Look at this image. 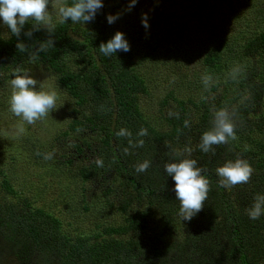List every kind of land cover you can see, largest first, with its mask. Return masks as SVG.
I'll use <instances>...</instances> for the list:
<instances>
[{"label": "trees", "instance_id": "1", "mask_svg": "<svg viewBox=\"0 0 264 264\" xmlns=\"http://www.w3.org/2000/svg\"><path fill=\"white\" fill-rule=\"evenodd\" d=\"M127 3L104 0L101 13L86 25L53 18L54 46L37 52L34 61L31 54L49 38L46 30L25 36L35 23L30 20L19 37L26 45L21 52L18 38L9 30L5 36L0 21V81L8 80L17 67L25 70L29 65L56 76L61 91L71 98V123L56 144L44 146L50 143L58 167L70 169L79 180L81 198L76 197L87 215L93 208L89 193L93 196L96 188L106 206L124 215L116 225L95 220L88 226L81 218L75 227L77 218L53 201L34 199L29 186L12 182L0 160V264H264V215L252 220L246 213L254 195L264 194V0H203L207 8L189 15L174 5L168 8L171 0H160L158 6L152 0L147 39L132 13L138 4L115 23L118 27L107 24L105 14H115ZM218 9L225 11L220 14L224 23ZM195 22L206 27L197 36L205 54L201 61H194L188 51L192 44L187 35L198 28ZM117 30L125 33L131 51L106 57L99 44ZM159 55L167 61L161 62ZM157 62L176 70L160 102L167 130L154 127L141 106L142 97L158 90L155 75L148 74ZM203 63L214 81L204 92L207 99L180 98L186 84L204 90L196 73ZM235 66L241 72L232 80L229 71ZM222 84L224 92L213 96ZM214 107L236 110L238 137L214 146L215 155L198 148L201 135L211 127ZM185 120L190 127H184ZM141 128L147 129L146 136L138 135ZM121 130L130 135H117ZM32 138L25 148L34 147L42 158V149L35 147L39 139ZM140 140L143 146H138ZM166 145L190 147V158L197 160L210 182L203 209L191 221L178 216L175 182L163 170L173 159ZM19 156L13 152L5 159L11 166ZM238 156L253 168L251 179L231 188L218 186L215 169ZM97 158L103 160L102 168L94 162ZM145 160L150 167L137 173L135 165ZM52 167L47 164L43 169Z\"/></svg>", "mask_w": 264, "mask_h": 264}, {"label": "clouds", "instance_id": "2", "mask_svg": "<svg viewBox=\"0 0 264 264\" xmlns=\"http://www.w3.org/2000/svg\"><path fill=\"white\" fill-rule=\"evenodd\" d=\"M160 0H154L158 6ZM138 0H128L126 7L121 11L105 14L108 25L115 24L126 13H130L137 5ZM51 4L52 11H49ZM104 8V0H0V21L11 34L18 38L16 47L19 51H26V45L19 40L25 25L31 20L35 23L31 28L24 32V35L31 38L34 31L46 30L49 38L39 43L36 52L32 53L30 60L36 59V53L45 51L54 46L52 38L55 32L53 15L59 18L60 23L71 21L72 23H83L84 25L95 21L97 15ZM152 11V9H150ZM141 25L145 30V38L150 35V23L148 12L141 13ZM99 51L106 57L116 55L117 52L128 53L131 51V44L124 32L117 30L115 34L99 44ZM241 72L239 66L233 67L229 71V77L236 80ZM13 78L10 80L11 94L9 97V110L20 118L24 123L34 125L37 121L45 119L50 112L56 109V91H44L42 83L39 90H36L38 81L34 79L26 70L17 67L13 70ZM205 91H209L213 84V77L207 73L201 77ZM207 99V97H204ZM236 110L229 111L227 108L212 109L211 127L203 132L200 137L198 148L203 153L215 155L214 146L225 145L229 140H237L236 125L234 116ZM184 127H190V121H184ZM25 128L23 124L16 126L9 131L12 137L23 135ZM117 135H130L125 130H121ZM139 136H146L147 129L141 128ZM143 140L138 142V146H143ZM169 147L172 153V161L165 162L163 165L164 173L171 177L175 182L174 192L179 202L178 216L182 221H191L202 209L208 198L210 191L209 180L203 174L204 169L198 166L195 159L190 158L192 149L185 147L183 150ZM40 155V153H37ZM45 160L53 158L52 153L43 154ZM98 167H103L102 159L94 161ZM150 167V161L145 160L135 165L137 173H143ZM253 168L250 163L240 158L227 160L222 166L215 169L218 179V186L231 188L238 184H246L251 179ZM248 217L252 220L259 219L264 215V194H256L253 202L246 209Z\"/></svg>", "mask_w": 264, "mask_h": 264}, {"label": "rangeland", "instance_id": "3", "mask_svg": "<svg viewBox=\"0 0 264 264\" xmlns=\"http://www.w3.org/2000/svg\"><path fill=\"white\" fill-rule=\"evenodd\" d=\"M152 0H148L144 3V0H138V9L132 12L134 15L136 14V20L141 19L142 12H148L150 9H153V6L150 4ZM194 2V3H193ZM203 0H171V3L168 8H171L172 5L176 6V11L178 12H188V15L192 12V14L196 11L202 13V10L206 9V4L204 5ZM200 6V7H199ZM49 11H52L51 4L49 5ZM218 15L221 21L224 23V17L221 15L225 14L223 9H218ZM211 12V11H210ZM221 14V15H220ZM206 15V12H205ZM208 16V15H207ZM200 17V16H199ZM54 19H58V16L53 15ZM2 22V21H1ZM187 22V21H186ZM1 30L3 34L6 36L8 33V29L6 26L1 23ZM189 25V23L187 22ZM118 27L114 24V27ZM198 27V28H196ZM194 29L192 32L187 35V41L192 44V47L188 49L190 52L192 59L194 61H201L203 56H205L204 51L199 48L200 41L197 36L206 29L205 25L200 22L194 23ZM180 40V39H179ZM177 40L175 43H180ZM188 44V43H187ZM143 48V47H141ZM199 57V58H198ZM161 62H166V56H160ZM150 62L146 63L142 70L146 71L149 67ZM165 66L169 67L167 64ZM162 63L157 62L154 67L148 71V74L153 76L155 75V83L158 87V90L153 91L152 95L147 97H142L141 106L142 110L145 113V116L148 120L152 122L154 127L159 130H167L168 123L165 118H163L161 114V104L160 102L166 97L167 89L170 85V81L172 78L173 72L176 70L167 69ZM195 71V67L193 65L192 68ZM199 71L196 73L200 74L198 85H202L201 77L207 71L205 64L203 63L197 68ZM25 70L38 81L36 86V90H39L40 83H42L43 88L41 90L44 91H56L57 100H56V109L50 112V114L43 120L37 121L34 125H29L24 123L20 118L14 116L9 110V97L11 94L10 88V80L13 78L12 74L10 78L6 81H0V160L5 161V168L8 170V174L12 179V182H16L17 184H21V186H29L32 189V197H36L41 199L40 201H53L55 206L63 212H68L72 216L78 219V221H74L75 227H79L78 224L81 223V218L83 219L84 224H88V226H92L95 220H101L102 222H106L107 224H118L121 223L124 219V215L116 208H111L105 205V198L99 189L96 188V191L92 194L89 193L90 202H93V208L91 213L86 214L83 210L82 202L79 198L81 193L79 180H75L70 173L71 170L66 167L62 169L58 167L55 159L45 160L43 157H39L37 153H39L34 147L25 148L28 144V141L34 142L32 137H36L39 139L37 145L35 147L41 148V153H51V149H49V144H56L57 138L61 136V134L67 130L69 124L71 123V119L68 115L69 108L71 106V98L66 93L61 91V87L57 83L56 76L51 72L47 71L46 68L40 66H27ZM191 70V69H190ZM223 81L227 82V75H224L222 78ZM224 84L219 87V90L213 94V96H218L225 90ZM194 85L189 87L186 84V89L179 93V97H192L194 96L196 99H201L204 97V90L197 89ZM209 93H212L210 91ZM169 108V107H166ZM23 124L25 128V132L23 135L19 137H12L9 135V131L15 128L18 125ZM35 134V135H34ZM44 142H50L48 145L44 146ZM13 152H20L19 160L17 163H11V166L5 159V156L10 155ZM53 166L51 170L46 169V165ZM3 165V163L1 164ZM44 168V169H43ZM43 170L44 173L41 172ZM77 169L75 168V171ZM76 194L78 197H76ZM35 199V198H34ZM44 203V202H43ZM13 264V263H9Z\"/></svg>", "mask_w": 264, "mask_h": 264}]
</instances>
